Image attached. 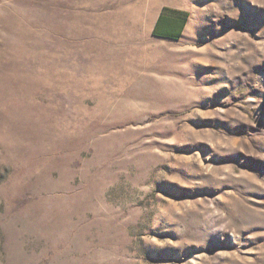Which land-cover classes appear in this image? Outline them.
Returning <instances> with one entry per match:
<instances>
[{
  "label": "rangeland",
  "instance_id": "1",
  "mask_svg": "<svg viewBox=\"0 0 264 264\" xmlns=\"http://www.w3.org/2000/svg\"><path fill=\"white\" fill-rule=\"evenodd\" d=\"M0 264H264V0H0Z\"/></svg>",
  "mask_w": 264,
  "mask_h": 264
},
{
  "label": "trees",
  "instance_id": "2",
  "mask_svg": "<svg viewBox=\"0 0 264 264\" xmlns=\"http://www.w3.org/2000/svg\"><path fill=\"white\" fill-rule=\"evenodd\" d=\"M189 17L190 13L187 10L164 6L154 27L153 34L179 40Z\"/></svg>",
  "mask_w": 264,
  "mask_h": 264
},
{
  "label": "crops",
  "instance_id": "3",
  "mask_svg": "<svg viewBox=\"0 0 264 264\" xmlns=\"http://www.w3.org/2000/svg\"><path fill=\"white\" fill-rule=\"evenodd\" d=\"M175 8L183 9V8H181V7H175ZM162 9H163V8H162ZM162 9H161L158 13H156V14L153 16V18L151 19V22H150V30L152 31V33H153L154 27H155V25H156V23H157V21H158V18H159V15H160ZM183 10H185V9H183ZM189 18H190V17H189ZM188 23H189V20H188L187 25L185 26V28H184V30H183V33H182V36H181L180 39H182L186 34L188 35V33L186 32V31H187Z\"/></svg>",
  "mask_w": 264,
  "mask_h": 264
}]
</instances>
